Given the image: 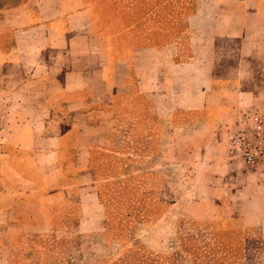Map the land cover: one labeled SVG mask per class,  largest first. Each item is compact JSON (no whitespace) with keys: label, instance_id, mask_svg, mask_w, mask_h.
Segmentation results:
<instances>
[{"label":"rangeland","instance_id":"374dc122","mask_svg":"<svg viewBox=\"0 0 264 264\" xmlns=\"http://www.w3.org/2000/svg\"><path fill=\"white\" fill-rule=\"evenodd\" d=\"M33 1L0 0V49L6 48L12 31L9 19L3 22L5 16L18 19L21 9L30 10L23 16L31 21ZM83 2L91 6L96 32L109 38L119 57H128L132 48L160 51L175 45L179 51L173 61L161 58L172 63L171 86L179 84L180 72L187 73L182 87L189 96L197 83H203L205 76L195 72L196 68L181 71L178 66L179 62H186L184 66L192 63L193 33L203 28L196 19L227 12L219 0ZM191 17H195L192 32L187 25ZM228 38L219 35V43L234 47L233 41H223ZM155 61L160 66L163 63L158 56ZM229 62L233 66L237 59ZM227 68L228 63L215 70L217 77L211 80L207 95L224 101L223 114L215 105L167 110L165 103L155 106L132 84L126 99L118 98L114 105L112 129L93 154L90 192L94 198L88 195L81 207L77 200L81 192L76 188L64 203L43 202L47 230L36 238L34 234L12 235L16 249H12V264H112L135 241L155 254L171 253L180 244L264 248V163L247 166L227 151L232 137L249 133L252 113L264 116V106L235 104L240 96L233 88L238 75L225 72ZM260 78L258 73L253 75L256 84L261 83ZM228 112L233 116L221 125L222 132L207 124ZM66 172L63 183L76 182L78 171ZM53 239L64 241L51 250ZM250 258L264 264V253Z\"/></svg>","mask_w":264,"mask_h":264},{"label":"crops","instance_id":"0c3cea01","mask_svg":"<svg viewBox=\"0 0 264 264\" xmlns=\"http://www.w3.org/2000/svg\"><path fill=\"white\" fill-rule=\"evenodd\" d=\"M219 3L227 8L225 15L196 19L203 28L193 33L192 63L179 62L181 71L196 68L205 76L190 96L182 87L187 73L180 72L179 84L171 86L169 62L179 51L175 45L160 51L132 48L128 57H119L109 38L96 32L92 9L83 0H34L29 22L23 15L31 11L22 6L20 19L5 16L12 31L6 48L0 49V264H11L12 235L47 230L43 202L64 201L76 188L81 207L88 195L94 198L93 154L112 129L114 105L132 84L155 106L165 103L167 110L215 105L223 114L224 101L207 95L215 70L228 63L225 72L238 75L233 88L240 99L235 104L264 106V0ZM195 17L187 19L191 32ZM219 35L231 37L223 41L235 46L219 43ZM232 58L237 62L229 66ZM256 73L263 77L260 84L253 80ZM232 116L228 112L207 124L222 132L221 125ZM67 170L78 171L76 182L63 183Z\"/></svg>","mask_w":264,"mask_h":264},{"label":"trees","instance_id":"16d2710c","mask_svg":"<svg viewBox=\"0 0 264 264\" xmlns=\"http://www.w3.org/2000/svg\"><path fill=\"white\" fill-rule=\"evenodd\" d=\"M181 38L182 36L178 39L181 40ZM77 200L80 201L79 197ZM65 201L66 200L61 201V203H64ZM39 234L40 233H34L33 237H39ZM63 241L64 240L57 241L53 239V243L50 245V248H52L51 250L60 247L61 242ZM180 246V249L178 248L171 253L155 254L147 250L145 245L139 241H135L133 247L125 250L119 257V260L112 264H259V260L250 258V256L252 257L256 255V258H258L259 254L264 253L262 252L264 250L263 247L253 245H245L242 248L235 246L234 248L227 249L216 248L213 245L188 247L186 244H180ZM12 258L11 264L12 261H14Z\"/></svg>","mask_w":264,"mask_h":264},{"label":"built area","instance_id":"2783aa9c","mask_svg":"<svg viewBox=\"0 0 264 264\" xmlns=\"http://www.w3.org/2000/svg\"><path fill=\"white\" fill-rule=\"evenodd\" d=\"M250 131L238 134L227 143L228 154L247 166L264 163V116L254 112L249 117ZM264 174V167H263Z\"/></svg>","mask_w":264,"mask_h":264}]
</instances>
